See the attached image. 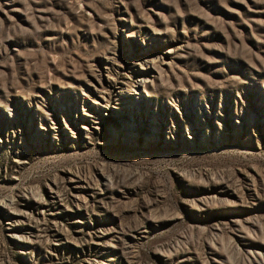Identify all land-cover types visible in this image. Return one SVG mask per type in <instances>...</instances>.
<instances>
[{"label": "rangeland", "instance_id": "1", "mask_svg": "<svg viewBox=\"0 0 264 264\" xmlns=\"http://www.w3.org/2000/svg\"><path fill=\"white\" fill-rule=\"evenodd\" d=\"M0 264H264V0H0Z\"/></svg>", "mask_w": 264, "mask_h": 264}]
</instances>
